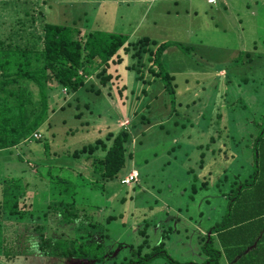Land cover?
I'll use <instances>...</instances> for the list:
<instances>
[{
    "label": "rangeland",
    "instance_id": "374dc122",
    "mask_svg": "<svg viewBox=\"0 0 264 264\" xmlns=\"http://www.w3.org/2000/svg\"><path fill=\"white\" fill-rule=\"evenodd\" d=\"M99 1L0 0V36L8 32V23L11 20L19 16L27 19L33 15L28 26L39 27L37 33L41 32L43 21L46 20L50 23L76 24L80 27L82 35L89 29L105 27L129 35L130 41L147 36L158 42L172 41L191 46L186 49L187 51H183L177 45H170L163 58L164 66L176 75L173 82L176 89V107L172 103V94L165 90L162 80L157 78L149 87L151 95L146 102L150 105L144 103L140 105V101L135 102L136 100L133 102L129 100L125 105H121L118 95L112 93L113 90L108 84L104 86V94L100 96L94 93L87 94L85 100L89 99L90 109L82 107V113L77 117L76 114L79 112H74V106L64 111L60 110L61 105L67 103L71 96L62 94L65 89H60L53 83L49 90V105L50 108L58 110L50 114V120L54 119L52 124L55 128L50 129L44 124L42 130L46 138L42 141L23 142L11 148L12 152L9 149L0 152V178L7 175L21 176L23 179L21 184L26 186L23 195L25 202L21 203L25 204L24 208L35 198L42 201L33 213L27 211V219L16 228L22 230L25 225L26 232L32 233L35 231L33 224H37V228L46 224L47 234L65 232L67 228H60L53 220V212L47 208V204L52 201L51 192L55 190L54 196L58 194L55 199H60L62 192L56 185L54 187L53 181L42 176H46L51 162L56 163V166L61 163L64 167H70L72 162L73 166L70 167V171L66 170V174L74 178V183L84 184L78 187L76 203H84L86 207L90 203L87 213L93 215L94 220L101 222H105V218L110 214L123 215L110 223L111 248L120 240L126 246L131 236H134L133 229L140 224L143 225L144 219L145 222L151 221V225L155 222H163L162 224L166 225L172 216L178 236L175 233L170 238L168 251L179 260L199 262L203 257L198 256L201 242L196 236L199 233L206 239L212 236L210 229L217 220L216 210L224 209L225 199L214 195L205 200L204 195L207 194L192 199L190 196L192 175L188 169L195 167L201 172L198 166L200 149L197 145L208 141L207 132L210 123L216 121L215 114L222 112L224 118L221 122L230 123V115L226 114L229 113L226 104L220 101L221 92H228V101L241 99L245 102L253 118L260 119L264 114V0H218L214 5L208 4L205 0L180 2L125 0L127 3H124L125 5H116L114 1L100 4ZM41 11L44 13L41 14ZM1 20L8 22L3 23ZM125 68L124 65L120 66L121 79L127 73L126 83L130 81L129 86L136 89V94L140 87L149 86L136 78L138 74L136 71L127 72ZM95 75L96 73H93L91 76L95 79ZM144 78L153 77L148 72ZM241 78L251 80L241 82ZM253 79L258 80L255 86H251ZM27 83L34 99L38 100L37 85L33 82ZM116 90L117 88H115L117 93ZM106 97L109 99V107L107 111L105 110L108 116L105 115L107 118L104 119L98 112L103 111L102 106ZM133 113L137 114L132 116ZM236 114L238 116L241 112L239 114L237 111ZM142 115L149 117L150 122L140 124ZM247 117L248 115L244 114L243 119H253ZM83 120H89L90 124L81 126L80 122ZM132 123L139 125L135 129L137 136L133 140L137 142L133 144L132 141L129 146L131 150L136 147V158L126 165L119 176L133 169L135 173L137 169L141 174L139 183L123 185L120 183V177L102 183L95 178L90 160L59 158L51 152L56 150L53 146L55 143L63 144L62 147L66 151L73 150L92 142L95 136L105 135L116 127L125 128ZM53 132L57 134L54 138ZM169 142L172 145H169ZM162 144L164 146H161ZM175 144L176 149L168 152ZM59 149L57 150L60 151ZM49 151L52 154H48ZM153 155H156L154 158L157 159H152L154 160L152 162L145 164L142 160L143 157ZM249 158L251 160V154ZM167 161L168 164L165 163ZM240 172L236 177L234 174L236 172H233V176L228 179V189L247 179L246 168L243 167ZM2 180L0 179V202ZM181 187H186L187 191L182 193L179 191ZM123 197L126 199H122ZM198 208L205 211L204 216L199 219ZM166 209L171 213L169 218L165 216ZM181 218L189 222V228L181 223ZM179 220L180 223L177 222ZM6 227L5 218L0 216V264H88L81 260L36 253L7 257L2 254V245L6 242L3 238L8 235ZM218 246L221 248L219 243ZM105 263L117 264L112 259H107L102 264ZM150 264L170 263L159 257ZM221 264L229 263L222 260Z\"/></svg>",
    "mask_w": 264,
    "mask_h": 264
},
{
    "label": "trees",
    "instance_id": "16d2710c",
    "mask_svg": "<svg viewBox=\"0 0 264 264\" xmlns=\"http://www.w3.org/2000/svg\"><path fill=\"white\" fill-rule=\"evenodd\" d=\"M42 11L41 14L44 13ZM19 17L11 20L8 23V32L0 36V152L8 149L11 151V148L23 142L42 141L46 138L42 130L44 124L50 129L55 128L52 124L54 119L50 120V114L58 110L50 108L49 105V90L53 83L60 89H65L62 94L71 96L67 103L61 105L60 110L74 106V112H79L77 117H80L82 107L90 109L89 99L85 100L87 94L100 96L104 94L103 88L108 84L113 90L112 93L118 95L121 105H125L129 100L140 101V105H150L146 102L151 95L149 87L158 78L162 80L165 90L172 94L173 105L177 104L173 84L176 75L164 66L163 58L170 45H177L183 51H187L191 46L172 41L158 42L147 36L130 41L129 35L105 27L89 29L82 35L80 27L76 24L50 23L46 20L43 21L41 32L37 33L39 27L28 26L33 15L27 19ZM123 65L127 72L136 71V78L149 86L140 87L136 94V89L129 86L130 81L126 83L127 73L121 79L120 66ZM148 72L153 78H144ZM93 73H96L95 79L91 76ZM88 78L91 79L88 81ZM250 80L241 78V82ZM27 82L37 85L38 100L34 99ZM257 82V79H253L251 86H255ZM228 95L227 91L221 92L220 101L226 104L230 123L221 122L224 118L222 112L215 114L216 121L210 123L213 128L209 127L207 132L208 141L197 145L200 149L198 166L201 172L195 167L188 169L192 175V199L201 194H207L204 195L205 200L214 195L225 199L224 209L216 210L217 220L210 229L212 236L207 239L201 233L196 236L201 242L198 256H202V260H179L168 251L169 240L178 231L173 222L174 217L169 218L171 213L167 209L164 211L166 218H169L166 225L162 224L163 222H160L162 225L159 222L151 225V221L145 222L144 219L143 225L133 229L134 236H131L126 246L120 240L111 248L110 223L123 215L110 214L105 218V222H101L94 220L93 215L87 213L90 203L87 207L84 203H76L78 187L84 184L74 183V178L66 174V170L70 171L73 166L72 162L70 167H64L61 163L56 166V163L51 162L46 176H42L53 181L54 187L57 186L62 192L60 199H55V196H58H54L55 190L51 192L52 201L47 204V208L53 212V220L57 225L67 228L64 230L66 233L47 234L46 224L40 225L39 228L37 224H33L35 231L32 233L26 232L25 225L22 230L17 229L16 226L27 219V211L33 213L42 201L35 198L24 208L25 204L22 205L21 202L24 201L26 186L21 184L22 177L5 175L0 178L3 179L0 216L5 218L8 230V235L3 238L6 242L2 245V254L14 257L36 253L81 260L88 264H102L107 259H112L117 264H150L159 257H163L170 264H221L222 260H227L229 264H264V114L260 119L253 118L245 102L241 99L228 101ZM108 100L106 97L103 111L98 112L104 119L108 116ZM237 111L239 114L241 112L238 116ZM243 113L248 115L247 119H253H243ZM135 114L137 113L131 115ZM141 117L140 124L150 122L149 117ZM88 124L89 120L80 122L81 126ZM136 127L139 125L134 123L125 128L116 127L105 135L95 136L92 142L68 151L64 150L63 144L55 143L53 146L56 150L60 148V151L53 149L51 152L59 158L90 160L95 178L102 183L118 177L123 185L139 183L141 174L137 169V179L129 183H125L124 179L129 177L134 169L119 176L126 165L136 158V147L133 145L132 150L129 147L137 136ZM52 135L53 138L57 136L55 132ZM135 142L137 141H133V144ZM169 145L172 143L169 142ZM175 149L176 144L168 152ZM51 152L47 153L52 154ZM155 156L143 157L142 160L147 164L154 161L152 159H157ZM237 159L241 161L236 162ZM165 163L168 164V161ZM243 167L246 168L247 179L228 189V179L233 176V172H236L235 177L239 175ZM179 191L184 193L187 190L186 187H181ZM204 213L202 208H198L197 219L204 216ZM181 220V223L189 228V222L185 218ZM177 222L180 223V220Z\"/></svg>",
    "mask_w": 264,
    "mask_h": 264
},
{
    "label": "crops",
    "instance_id": "0c3cea01",
    "mask_svg": "<svg viewBox=\"0 0 264 264\" xmlns=\"http://www.w3.org/2000/svg\"><path fill=\"white\" fill-rule=\"evenodd\" d=\"M115 2V4L116 5H122V4H124L126 1L125 0H100L99 1V3L100 4H104V3H106V2ZM167 1V0H166ZM168 1H175V2H180V0H168ZM185 1H194V0H185ZM208 4H210V5H214V4H216L217 2H218V0H216V2L215 3H210V2H208V0H205ZM122 2V3H121ZM125 4H127V3H125ZM124 4V5H125ZM100 6V5H99ZM113 30H115V29H113ZM223 70H225L224 68H222ZM222 69H220V70H222Z\"/></svg>",
    "mask_w": 264,
    "mask_h": 264
},
{
    "label": "built area",
    "instance_id": "2783aa9c",
    "mask_svg": "<svg viewBox=\"0 0 264 264\" xmlns=\"http://www.w3.org/2000/svg\"><path fill=\"white\" fill-rule=\"evenodd\" d=\"M208 2H210V3H215L216 2V0H208ZM137 171L135 172V173H131L130 175H129V177H127L126 179H124V182L125 183H129V182H131L132 180H136L137 179Z\"/></svg>",
    "mask_w": 264,
    "mask_h": 264
}]
</instances>
